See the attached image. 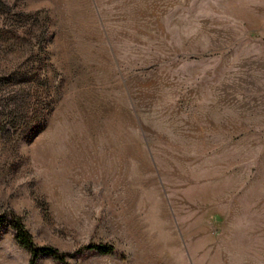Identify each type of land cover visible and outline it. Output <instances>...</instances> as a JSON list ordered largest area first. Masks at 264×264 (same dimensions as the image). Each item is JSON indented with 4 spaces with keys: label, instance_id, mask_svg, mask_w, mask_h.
I'll return each instance as SVG.
<instances>
[{
    "label": "rangeland",
    "instance_id": "1",
    "mask_svg": "<svg viewBox=\"0 0 264 264\" xmlns=\"http://www.w3.org/2000/svg\"><path fill=\"white\" fill-rule=\"evenodd\" d=\"M9 215L67 255L34 264H264V0H0V264H29Z\"/></svg>",
    "mask_w": 264,
    "mask_h": 264
},
{
    "label": "trees",
    "instance_id": "2",
    "mask_svg": "<svg viewBox=\"0 0 264 264\" xmlns=\"http://www.w3.org/2000/svg\"><path fill=\"white\" fill-rule=\"evenodd\" d=\"M9 222L15 233L16 242L25 248L30 254V263L34 264L35 260L41 254H47L52 256L54 259L63 261L66 258V254L59 252L57 249L52 247H38L32 240L30 233L25 229L21 221L14 215H9ZM5 216H0V223L6 222ZM88 251H94L99 254H108L112 252V247L105 244H94L90 243L84 247Z\"/></svg>",
    "mask_w": 264,
    "mask_h": 264
}]
</instances>
